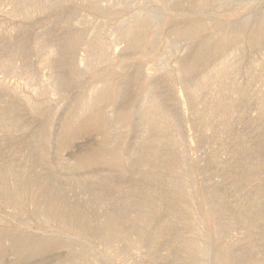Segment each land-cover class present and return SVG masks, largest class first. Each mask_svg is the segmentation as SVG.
Returning a JSON list of instances; mask_svg holds the SVG:
<instances>
[{
  "label": "bare ground",
  "instance_id": "1",
  "mask_svg": "<svg viewBox=\"0 0 264 264\" xmlns=\"http://www.w3.org/2000/svg\"><path fill=\"white\" fill-rule=\"evenodd\" d=\"M102 1L104 0H86L85 3L89 9L104 11ZM133 1L115 2L116 7L128 9ZM180 1L182 0H162L150 11L135 12L134 16L125 18L115 28V34L127 42V51L132 55L153 48L159 33L171 25L172 18L183 20L173 27L174 37L166 40L165 50L171 54L181 42L187 41V58L177 62L175 72L168 70L170 55L157 58L156 72L165 78L156 81L149 74L144 75L143 99L137 110L128 107L111 115L104 110H97L101 104L110 101L116 103L122 99L127 85L137 78L138 73L134 77L124 76L121 85H115L111 79L121 75L123 69L120 67L106 83L92 87L81 93L73 103L71 101V106L60 121L61 132L57 136L55 134V139L48 136L54 117L50 116L40 126L38 134L28 141L38 157L27 160L26 166L20 170H17L18 166L13 165V162L0 165V205L8 204L19 208L28 201L32 213L39 216L45 229L67 231L64 236H55L53 239L42 236L17 238L12 232L0 231V253L4 238L11 243L10 250L15 262L63 245L68 247V256L58 264H86L90 259L97 258L111 264L107 250L116 244H123V256L126 259L133 255V251L145 248V254L153 264H163V260L170 261V264H264V156L260 155L264 149V99L259 104L260 116L256 117V134L249 136L250 139L239 138L230 126V120L238 113L248 92L247 87L237 84V62L246 47L250 49L259 46L264 40V12L257 14L258 16L244 17L237 23L223 21L224 23H218L205 34L202 30L207 17L205 12L214 4L224 5L231 0H189L187 6L181 5ZM74 2L14 1L13 14L27 19L36 11L52 13L60 10L61 15H58L56 25L68 27L73 26L78 19L75 15L64 16L63 8ZM173 6L176 8L172 9ZM45 37H51V34H46ZM81 43L88 45L91 50L85 59V70L80 69L73 60L64 65L62 57L65 51ZM41 45L37 41L34 46L40 49L42 56L47 57L53 49L57 59L52 66L54 74L45 85L40 84L35 75L30 77L31 82L40 84L34 90L37 96L46 93L60 94L72 82L73 76L77 79L83 77L86 71L93 72L94 64L106 56L108 47L99 37L98 30L90 38H63L49 48ZM0 46L3 47L0 50V69L15 73L17 58L23 53V44L19 42L7 45L0 41ZM219 48H228V51L217 61L208 63L210 58L217 55ZM260 58L264 59V50ZM256 63L258 62L254 59L249 64V80L254 78ZM66 68L70 71V77L61 76L57 72ZM26 70L28 71L27 68ZM257 77L264 78L263 69ZM175 82L186 89L197 133L202 135L205 129L214 128L225 135L224 138L215 135L214 140L227 149L232 157L231 163L221 164L217 154L211 153L205 165L199 167L204 173L209 166L223 173L226 183L222 186L206 184L202 191L199 190L192 178L195 165L179 151V147L185 148L189 142L183 136L186 118L184 112H180V97L175 90ZM169 93H172V99H169ZM27 101L31 112L38 110L37 103L31 99ZM203 103L208 105L205 111L200 109ZM12 107L6 110L0 108V132H10L21 122L16 116L15 105ZM97 121L103 133L98 151L79 163L68 165L67 169L71 174L67 179L73 187L85 192L91 189L93 194L88 202L97 209H105L106 203H110L114 209L104 211L96 227H91L90 222L73 227L72 214H69L63 190V194L57 193L50 178L31 175L30 169L39 163L49 167L46 151L51 144H57L61 148L65 133H72L82 123L94 126ZM133 122L138 129L136 132L140 134L135 136L139 148L127 153L123 130L132 128ZM100 165L110 169L97 173L88 172ZM126 167L135 171V179L123 186L114 187L113 179L117 176L124 177ZM257 181L259 183L253 186L252 182ZM94 187H99V190L95 192ZM110 189L119 195L107 198ZM199 191L202 192V204ZM73 210L75 214L80 213L77 208ZM128 210L135 213L129 216ZM162 211H167L170 217L157 222ZM3 221L0 219V224ZM235 226L245 231L244 247L239 251L223 242V235ZM171 230L175 231V235H170ZM173 248H177L180 254L171 255Z\"/></svg>",
  "mask_w": 264,
  "mask_h": 264
},
{
  "label": "rangeland",
  "instance_id": "2",
  "mask_svg": "<svg viewBox=\"0 0 264 264\" xmlns=\"http://www.w3.org/2000/svg\"><path fill=\"white\" fill-rule=\"evenodd\" d=\"M14 1L21 2L23 0H0V41H3L7 45L19 44L20 42V44H23V53L17 58L15 73L12 74L11 72L0 69V108L6 110L13 108L12 106L15 105V110H17L16 116L21 122L17 128L12 129L10 132L7 130H2L0 132V165H6L13 162V165L16 167L18 166L17 170L24 168L27 164V160L38 157L36 152L30 147V142L28 141H31L38 134L40 126L47 122L50 116L54 117L53 127L49 131L48 136L51 139H55V137L61 132L62 126L60 121L62 117L78 96L96 85L106 83L109 78H111L112 74L120 67L123 69L121 75L114 76L111 79L115 85H121L124 76L134 77L138 73L137 78L135 81H131L130 85H127L125 96L122 99L116 103L110 101L107 104H101L97 110H104L108 115L119 110H125L128 107L137 110L143 99V85L145 82L144 75L149 74V76L152 77V80L156 81L165 78L163 75H158L156 72V63L160 57L163 58L168 54V51L165 50V48L167 49L166 40L169 41V39L174 37L172 31L173 27L183 22L180 18H172L171 25L166 26L159 33L153 48H148L147 51L141 53H132L131 55V53L127 51V42L117 37L115 34L117 24L122 20H125V18L130 19L135 15V12L138 13L141 10H152L158 6L162 0H134L128 9L116 7V0H110L112 3L109 0H104L101 3L104 11L89 9L86 6V0H72L75 2L71 5H66L63 8L65 12L63 15H75L78 20L73 26L68 27H60L56 25V22L61 15L60 10L52 13H41L36 11L27 19L18 17L13 14ZM147 3L148 6H146ZM180 4L187 6L189 0H182L180 1ZM175 8L176 6H173L172 9ZM263 12L264 0H231L224 5L214 4L207 12H205V16L207 17L202 30L205 31L204 33L206 34L215 28L218 23H224L227 21L237 23L244 17L258 16ZM169 13L173 15L172 12ZM201 17L204 16L202 15ZM95 30L99 31V37L108 47L106 50V56L98 59L94 64L95 68L93 72L86 71L83 77H78L77 79H74L73 76L72 82L62 92L63 94L46 93L43 96L35 95L34 90L37 85H45L50 77L53 76L54 72L52 66L53 62L57 59L56 52L53 49L50 50L47 57L42 56L39 52L40 49L34 46L37 41L42 43L41 46L49 48L63 38H74L79 36L85 38L93 37ZM46 34H51V37H45ZM179 46L177 50L175 49L177 52L173 50L171 52L172 55L168 54L170 55V57L168 56L170 61V67H168V70L170 72H175L177 69V62L186 59L188 56L187 47L189 46V43L184 41L181 42ZM2 49L3 47L0 46L1 51ZM250 49L248 47L245 48L236 67L238 76L237 84L247 87V96L245 101L241 104V108L238 109L239 114L237 113L235 117L230 120V126L233 128L235 134L241 139L246 138V140H248L247 137L256 134L254 129L258 123L257 118L260 116L259 104L264 99V78L257 77L262 69L264 70V59L262 60V58H260L262 57L264 50V40L261 45ZM90 51L89 46L83 43L74 48H69L63 54L62 63L68 65L70 61L73 60L78 63L80 69L85 70V59L90 54ZM226 51H228V48L225 50L219 48L217 55L210 58L208 63L217 61ZM254 59L258 63H256L257 65L253 71L254 78L249 80L247 70L250 62ZM68 71L69 69L66 68L58 70L57 72L61 76L70 77L71 74L70 71ZM34 75L38 78L40 84L31 82L30 77ZM175 86V90L180 97V112H184L183 114L186 118L183 125V136L187 143L189 142L185 148L182 146L179 147V151L183 152L184 157H187L186 159L195 165L192 178L199 186V190L202 191L203 186L206 184H220L222 186V184L226 183L223 173L218 172L213 166H209L207 168L208 171L204 173L199 167L205 165V162L211 153L217 154L218 162L221 164L225 165L231 163L232 157L227 149L220 146L219 141L214 140L216 136L224 138L225 135L222 132L219 133V131H216L214 128H207L205 129L204 134L199 135L192 122L191 103L188 99L186 89L182 84L177 82H175ZM168 96L169 99H172V93H169ZM27 99H31L33 102L37 103L39 106L38 110L31 112ZM167 103L170 104V101H167ZM207 107L208 105L205 103L200 105L201 111H205ZM137 130L134 122L132 128L123 130V137L125 139L124 147L127 153L139 148L137 137H135L140 135L139 132H136ZM70 134L65 133L64 144L61 148L53 143L47 149L46 160L49 163V167L39 163L32 167L30 172H32L31 175L38 174L50 178L57 193L63 194L64 192L63 196L69 205V214H72L71 224L73 227H76L77 225L83 226L88 222L91 223V227H96L101 221L102 215L105 213L104 211L112 210L114 208L110 203H106L104 205L105 209L103 210L97 209L96 206L91 205L88 202V198L93 194V191L90 189L89 192H85L80 188L73 187L69 184L67 176L71 173L68 171L67 166L79 163L90 156L93 152L98 151L103 133L99 129V123L97 121L94 126H87L86 123H82ZM260 155L264 156V149L261 150ZM109 169L110 168L100 165L97 166L96 169L89 170L88 172L97 173ZM126 169L127 173L124 177L117 176L113 179L112 183L114 187L123 186L135 179L133 176L135 171L130 170L127 167ZM260 177L262 178L263 175ZM258 183L259 181L252 182V185L255 186ZM61 190H63V192H61ZM93 190L96 192L99 190V187H94ZM201 193L202 192L199 191L198 195L202 204ZM107 195V198L110 197L112 199L118 196L119 193L110 189ZM74 208H77L80 213L75 214L73 210ZM132 211L133 210H128L129 216L135 213H132ZM5 216L8 217L6 218ZM169 217L167 211H162L157 217V222L165 221ZM0 219L4 220L3 224H0V231L12 232L17 238L25 236H42L46 239H53L55 236H64V234L67 233L66 230L45 229L41 225L39 216L32 213L28 201L24 202L19 208H15L8 204L0 205ZM244 233L245 231L239 226L232 227L223 235V242L230 244L235 251L242 250L244 247ZM170 235H175V231L171 230ZM10 249V241L3 238L0 264H58L68 256V247L58 245L49 251L37 253L15 262L13 252ZM124 251L125 247L123 244H116L108 249L107 253L109 255L110 263L153 264V262L149 260L150 258L145 254V248L133 251V255L129 256L127 259L123 256ZM179 254L180 252L177 248L171 250V255L177 256ZM170 263L171 262L168 260H163V264ZM86 264L107 263L104 259L97 258L90 259Z\"/></svg>",
  "mask_w": 264,
  "mask_h": 264
}]
</instances>
